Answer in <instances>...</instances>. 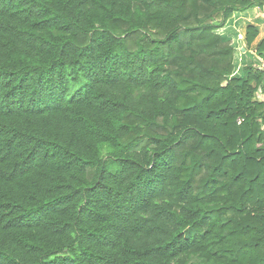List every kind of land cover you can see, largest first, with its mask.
<instances>
[{
    "label": "trees",
    "instance_id": "obj_1",
    "mask_svg": "<svg viewBox=\"0 0 264 264\" xmlns=\"http://www.w3.org/2000/svg\"><path fill=\"white\" fill-rule=\"evenodd\" d=\"M254 7L0 0V264H264Z\"/></svg>",
    "mask_w": 264,
    "mask_h": 264
},
{
    "label": "crops",
    "instance_id": "obj_2",
    "mask_svg": "<svg viewBox=\"0 0 264 264\" xmlns=\"http://www.w3.org/2000/svg\"><path fill=\"white\" fill-rule=\"evenodd\" d=\"M249 25L259 28V35L251 45H248L246 41V30ZM221 31L232 40L235 48L236 72L234 75L243 73L249 61L256 64L258 68L264 69V59L256 53L257 44L264 38V8L254 7L243 12H235Z\"/></svg>",
    "mask_w": 264,
    "mask_h": 264
},
{
    "label": "rangeland",
    "instance_id": "obj_3",
    "mask_svg": "<svg viewBox=\"0 0 264 264\" xmlns=\"http://www.w3.org/2000/svg\"><path fill=\"white\" fill-rule=\"evenodd\" d=\"M218 32L221 33V32H222L221 29H219ZM221 34H222V33H221ZM236 38H237V37H236V35H235V39H236ZM231 41H232V40H231ZM248 65H253V66L258 67L256 64H254L253 62H250V61L248 62ZM235 72H236V71H235Z\"/></svg>",
    "mask_w": 264,
    "mask_h": 264
}]
</instances>
